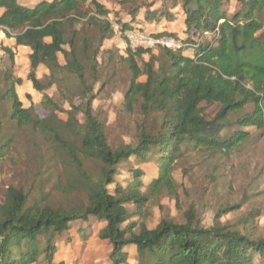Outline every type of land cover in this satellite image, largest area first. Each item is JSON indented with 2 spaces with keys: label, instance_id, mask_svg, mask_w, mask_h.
<instances>
[{
  "label": "trees",
  "instance_id": "trees-1",
  "mask_svg": "<svg viewBox=\"0 0 264 264\" xmlns=\"http://www.w3.org/2000/svg\"><path fill=\"white\" fill-rule=\"evenodd\" d=\"M180 1L186 36L167 31L155 35L156 39H174L179 48L158 45L156 55L149 48L133 49L127 45V56L122 57L131 72L123 95L125 109L133 112L137 105L143 115L156 113L161 117L160 126L150 132L142 125L135 144L112 148L104 124L92 111L93 88L85 82L82 63L83 58H88L90 47L96 56L100 42L112 34L113 26L106 19L109 10L97 0H42L33 7L17 0H0V30L16 45L31 49L27 80L43 94L42 103L58 107L44 92L57 82L60 70L72 73L82 84L80 104L71 106L82 113L83 123H78L75 112L69 111L65 124L79 145L60 135L57 119L34 116L32 105L23 106L16 91L22 79L13 75L10 66L3 73L7 88L0 92V101L11 100L8 115L17 125L29 124L54 136L77 173L60 188L82 192L87 199L85 206L53 208L42 194L26 206L28 197L24 190L10 186L0 201V264H35L41 254L45 264H52L56 237L73 227L82 235L91 217L104 222L98 234L111 246L109 264H130L128 246L135 250V264H256V256L260 257L259 264H264V237H252L251 233L220 222L221 215L236 205L220 207L208 227L201 226L193 211L188 210L183 223L161 218L149 228L130 220L132 213L126 208L132 203L140 211L150 194L162 190L176 196L173 172L183 147L191 145L199 151L229 156L252 138L247 128L254 127L260 135L264 130V0ZM232 2L235 11L229 13L226 6ZM85 3L104 19H86L98 28L100 41L94 46L83 37L78 49L76 25L85 15L79 9ZM207 31L211 38L204 43L207 38L203 34ZM0 46L13 64L12 50ZM189 48H194L193 55H184ZM58 54L63 56V64ZM144 54L149 55L147 61L143 60ZM39 65L47 69L41 78L36 75ZM201 103L217 104L219 108L209 117ZM247 105L252 106L251 111H245ZM75 123L78 130L73 127ZM11 144L8 138L1 145L0 162ZM151 151L159 156L157 174L148 184L147 193L142 192L140 171L133 172L126 187L116 181L120 163L130 157L145 163ZM80 155L100 163L97 173L85 171ZM249 220L243 222L248 224Z\"/></svg>",
  "mask_w": 264,
  "mask_h": 264
},
{
  "label": "rangeland",
  "instance_id": "rangeland-1",
  "mask_svg": "<svg viewBox=\"0 0 264 264\" xmlns=\"http://www.w3.org/2000/svg\"><path fill=\"white\" fill-rule=\"evenodd\" d=\"M97 1L109 10L106 19L112 24L113 32L100 42L96 56L93 57L90 47L88 58H83L82 63L85 82L93 88L92 111L104 124L108 144L116 148L123 144H135L142 125L148 131L155 132L161 123L159 115L156 113L143 115L137 105L133 112H127L125 109L123 95L131 79V72L122 58L127 56V45L133 49L149 48L156 55L159 54L157 44L150 42L137 44L132 41L131 36L138 32L152 39L149 41H153L155 35L167 31L184 38L186 36L183 34L184 14L180 0ZM79 9L85 15L81 23L76 25L77 48H81L83 37L90 39V43L97 46L100 41L98 28L86 19L99 16H96L88 3L81 5ZM226 9L233 13L234 2L228 4ZM1 10L3 9L0 8V12ZM203 37L207 38L203 40L207 43L211 35ZM193 53L194 48L183 52L188 56H192ZM142 57L145 61L149 59L148 54ZM58 59L61 64L64 63L61 54H58ZM26 62L25 52L16 50L14 62L11 64L9 54L0 46V92L7 88L3 79L4 70L10 66L13 75H20L24 79ZM138 63L140 64V61ZM38 75L41 77L43 73L39 71ZM56 79L57 82L44 93L59 108L42 103L43 94L34 90L26 79L16 86V91L24 107L32 105V115L57 119L56 127L60 135L79 145L77 137L67 130L65 124L69 111H74L78 123H83L82 113L71 106L80 104L78 93L82 90V84L75 75L66 70H60ZM140 80L144 81L145 77H140ZM10 105L9 99L0 101V147L6 139L12 140L8 152L0 162V201L3 200L7 189L14 186L22 188L27 194L26 206L33 200L40 199L42 194L53 208L85 206L87 204L85 194L76 191L66 192L60 188L66 183V179L76 176L77 173L74 163H70V158L54 136L35 130L29 124L17 125L9 118ZM200 106L209 117H212L219 108L217 104L201 103ZM251 110V105L245 107V111ZM73 127L79 129L77 123ZM246 130L250 131L252 138L229 156L221 152L199 151L191 145L183 147L173 172L177 186L176 196L167 190L150 194L140 211H137L134 204H127L126 208L132 213L130 220L152 228L161 218L183 223L184 213L192 210L194 216L200 220L201 226L208 227L213 224L215 213L220 207L236 205L233 210L221 215L220 222L241 232L251 233L252 237H264V130L261 135L254 127ZM158 156V152L151 151L145 163L130 157L117 166L116 181L126 187L133 172L140 171L142 173L140 179L144 183L142 192L147 193L148 184L157 174ZM80 158L86 172L97 173L100 166L98 161L85 155H80ZM246 218L250 219L248 224L243 222ZM103 225V221L91 217L85 224L82 235L77 231L78 228L73 227L68 232H63L59 238L56 237L57 250L52 264H109L108 254L111 246L98 234ZM43 243L44 239H41L40 246H43ZM126 249L130 255V264H135L137 256L133 246ZM255 262L260 263L259 256L255 257ZM35 264H45L44 254L39 256Z\"/></svg>",
  "mask_w": 264,
  "mask_h": 264
},
{
  "label": "crops",
  "instance_id": "crops-1",
  "mask_svg": "<svg viewBox=\"0 0 264 264\" xmlns=\"http://www.w3.org/2000/svg\"><path fill=\"white\" fill-rule=\"evenodd\" d=\"M17 1L20 4H22V5H25V6H28V7H33V6H35L37 3H39L42 0H17ZM45 1H51V0H45ZM0 44L9 47L12 50L13 53H15L16 50H19V51L22 50L23 52H25V56H26V60H27V62H26V64H27L26 69L27 70L25 72V76L26 77L24 79H22V77H20V75H18V77H20L22 79V83H23L25 79L27 80V73H28V70H29L28 55L31 52V49L29 47H27V46L16 45L15 44V40L13 38L6 37L4 35V33L1 32V31H0ZM39 71H41L43 73V75L47 74V69H46V67L44 65H39L37 67V69H36L37 77L41 78L43 75L41 77H39V75H38ZM27 81L30 82L29 80H27Z\"/></svg>",
  "mask_w": 264,
  "mask_h": 264
},
{
  "label": "built area",
  "instance_id": "built-area-1",
  "mask_svg": "<svg viewBox=\"0 0 264 264\" xmlns=\"http://www.w3.org/2000/svg\"><path fill=\"white\" fill-rule=\"evenodd\" d=\"M203 35L209 36V35H211V33H209L207 31V32H204ZM131 39H132V41H134L137 44H145L147 42H150L152 44L165 46V47L173 49V50H176L177 48L180 47V44L177 41H175L174 39H172V38H163L162 37V38H159V39L155 38V40H153V41H149V40H152V39H150L147 36L142 35V34H140L138 32H135L134 35L131 36Z\"/></svg>",
  "mask_w": 264,
  "mask_h": 264
}]
</instances>
